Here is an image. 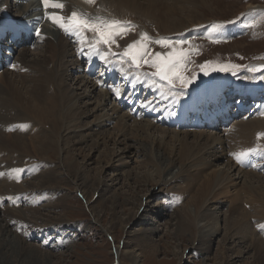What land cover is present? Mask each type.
I'll use <instances>...</instances> for the list:
<instances>
[{"label":"bare ground","instance_id":"6f19581e","mask_svg":"<svg viewBox=\"0 0 264 264\" xmlns=\"http://www.w3.org/2000/svg\"><path fill=\"white\" fill-rule=\"evenodd\" d=\"M63 1H65L64 11L53 9H49V11H61V14H65H63L64 16L70 15L72 11L86 12L89 15H101L121 20H127L129 15L138 12L143 14L145 18H155L154 21L157 25L160 23L159 29L164 28L172 33L177 32V34H183L189 28L205 26L208 20L205 17L195 15L187 22L174 23V21H171L178 3H197L200 0H143L144 2H141V0H95L93 4L87 3L86 0ZM98 6H100L99 9H97ZM44 13L45 9L41 0H0V36L5 34V30L12 28L11 21L19 19L36 20L37 27L42 30V37H39L35 51L31 52L32 48L24 49L15 60L14 71H17V74L14 71L6 69L0 76V80L3 83L2 85L0 84V172L6 173L5 176L0 177V197L4 198L0 200V207L2 208H0V264H38L40 261H49L50 264H54L51 263L53 258L51 252L41 251L39 246L27 245L26 239L29 232L33 234L30 239L43 235V237H48V241L50 239L51 241L53 239L58 240L57 243H53L52 245L48 244V241H43L45 245H50L51 247L66 246V244L69 246V241H73L74 236L72 233L67 232L68 227L64 226L66 222L61 219L51 222L47 221V223L42 222L56 226L40 227V225H33L37 219L35 221L30 219L26 216L25 211L36 214L42 208H37L36 203H33L31 207L25 210L20 207H11V204H7L5 201L7 199L5 196L19 197L26 195L29 199L32 196L34 197V195L27 190H38L40 192V189L44 188L60 192V188L58 190L55 189L59 176V173L56 171L58 168L50 165L52 164L50 163L51 161L48 162L46 159L54 161L61 159L59 169H64L67 172V175L75 181L76 188L81 191L84 190L82 192L88 201L92 199V197L89 198L88 186L95 187L94 193L98 190L99 200H101L102 195L106 193L104 187H108L109 183L102 180L101 177L95 178L91 183V178L81 173L77 163L74 161L75 159L71 155L77 149H80L85 142H88L89 136L96 138L93 141L91 149L94 152H98L101 147L108 146L110 142L117 139L115 137L119 136V134L124 138H127L129 135L134 137L135 141L140 145V148L136 149L137 152L139 154L142 153V155L148 158L149 161L147 163H151L152 166L157 167L156 171L159 178L166 180V177L171 176V180H168V178L167 181H174L177 184L181 183L180 189H175L178 193L174 194H179V201H182L183 204L172 217L170 216V219L174 221L170 220L171 225L177 227L176 232H174L177 239H179V236H187L186 233L188 231L194 232L193 228L195 226L197 229L196 233L199 234L197 244L191 241L196 245L194 246L195 250L199 249L205 251V253H209L210 238L216 235L218 231L216 229L218 219L214 217V213L210 212L212 205H206L213 203L216 197L232 196L231 206L228 209V218L231 219V221H228L229 226L235 229L237 234L241 236L239 240L245 241L249 237H252V235L255 237V240L251 239L250 248L257 255L259 264H264V230H262L264 228V181L262 180L264 173H260V171L264 172L262 170L264 169V159L259 162L256 160L261 164L257 163L256 167H252L256 172L246 169L245 164H237L231 155L233 152H239L248 148L259 147L260 149H264V137L259 140L257 139L258 133H264V115H262L264 111L260 112L258 118L242 123L238 121L233 124L229 129L231 135L227 139L223 137L222 133H218V136H216L207 130L190 129L181 132L176 129H169L168 125H166V128H163L147 119V123L137 122L140 120L134 118V116L132 117L128 111L125 112L117 103L112 104L111 114L104 112V115L101 116L94 115V122L96 123L95 127H91L89 126L90 122L86 124L87 120H85V117H88L90 114L89 110L86 107L79 106L80 101L86 97H92V93L99 88L100 97L96 100L98 110H105L107 108L106 104L109 100L113 101V99L110 97L106 87H97V84L101 85L99 83L100 80L91 82L82 76L73 77L76 90L80 89L81 85H84L83 94H75L76 90L69 87L70 83L68 79L71 76L69 72L75 68L77 74L79 69L77 66H72L73 62L68 57L72 53L71 56H75L76 62H78L77 58H82V55L78 54L79 45L75 44V40L74 44H72L74 37L65 34L61 29L44 18ZM8 15L11 16L10 19H3V16ZM223 23L226 25L225 28H227L223 30V34H227L231 29L228 27L231 25L228 22H219V24ZM232 29H234V34L235 28ZM200 30L206 31V27L200 28ZM87 35L91 39L93 34L88 33ZM198 35L199 33L188 34L186 37ZM135 38H137L136 35L133 36V39ZM27 39L30 40L32 38L27 36ZM27 39L22 36V39L20 38L19 41L20 43H25ZM125 39L123 38L119 43L125 41ZM5 43L8 42L5 41ZM10 43V46L16 49L12 45L13 43ZM32 55L35 56L32 58ZM89 60L90 65L97 67L99 71L105 74L108 73L104 71L105 65L101 61L95 58H89ZM80 70L85 73V67H82ZM140 71L142 73L147 72L144 69H140ZM8 73H12V76L16 74V77H10ZM231 80L232 77L230 75L222 74L214 78V80L196 86L193 92L197 91L198 94H201L204 90H210L213 85L225 84ZM236 86L248 94L258 93L263 90V88L253 87V84L248 85L247 82L237 84ZM86 89H89L88 93ZM151 90L155 92V90ZM155 97H157V93ZM100 106L103 107L100 108ZM115 114H118V117H114ZM113 119L116 120V128H118V132L114 137L115 139L98 136L101 135L98 128L103 125L102 123ZM19 124L29 125L28 131L16 128ZM9 127L15 130L7 133ZM236 128L237 131L233 133V130H236ZM92 129L98 130L94 131ZM156 132H159L162 137L154 136ZM190 138H193L194 141L190 142ZM73 144H76L75 148H71ZM78 144L79 146H77ZM173 144L176 145L175 152H173ZM216 146L221 149L219 156H217L219 149H214ZM136 150L132 151L131 149V152L135 154ZM212 150H214L213 155ZM61 153L64 156H61ZM31 156L38 157L42 161L40 167L32 170L34 173L33 178H36L41 167L44 166V170H48L47 174L43 175L44 173H40L38 175L39 178L43 177L39 180L40 186H35L34 182L30 180L20 182L22 173L7 174L10 169H25L29 162L25 159L31 158ZM109 156L110 160L114 161L117 152L114 151ZM222 157L227 161L226 168L228 170L214 169L216 161H219ZM254 157L255 159L261 158L260 156H253L251 158ZM176 170L178 172L173 174ZM208 170L210 171L207 172ZM232 172H236L235 174H238V176L231 174ZM17 175L20 177L19 180L15 178ZM139 178L138 182H143L145 185H156L158 183L157 180L154 182L153 178L146 173H143L142 176L140 175ZM176 183L174 184L176 185ZM255 183L258 184L256 185ZM54 184L56 185L54 186ZM239 185V190L232 192V189ZM148 190L150 192V189ZM216 190L219 191L218 195ZM46 192L52 193L49 190ZM187 197L189 199L186 201ZM40 198L36 196L34 202L40 201ZM238 201L246 202L245 205H249L251 210L243 209L240 204L235 203ZM110 204L112 206L115 204L114 198H107L103 202L105 206ZM50 206L51 204H48L45 208ZM135 213L134 217L138 215V211ZM141 214V217L148 218L153 212L150 213L149 210L144 209ZM251 219L257 220L258 225L256 224V228L250 227ZM127 220L125 225L130 223L132 216ZM72 229L80 230L76 226ZM87 229L89 227H84L83 231ZM147 230L150 229H146L143 233L144 235L137 239V242H140V244L145 239H151L150 235L152 234ZM151 230L153 232L156 231L154 228H151ZM256 236H259V238H256ZM179 248L180 243L179 246H172L171 249L174 256H178V260L180 258ZM134 258L137 259V257Z\"/></svg>","mask_w":264,"mask_h":264},{"label":"rangeland","instance_id":"374dc122","mask_svg":"<svg viewBox=\"0 0 264 264\" xmlns=\"http://www.w3.org/2000/svg\"><path fill=\"white\" fill-rule=\"evenodd\" d=\"M141 2L144 1L141 0ZM177 5L178 7H176V11L173 15V18L171 19V21H174V23L187 22L195 15H199V17H205L208 19V23L229 22L242 17V14L259 13L264 11V0H200L197 3L180 2ZM99 7L100 6H98L97 9H99ZM134 13L136 14H131L132 16L129 15L127 20L136 21L133 23L138 25L139 28H137L134 33L130 32L129 35L125 37L126 39L124 38L125 41L119 43V48L113 46L115 47V51H122L128 43L138 39L141 32H147L154 38L170 37L172 39H176L174 34H177V32L172 33L168 30H165L164 28L159 29L160 23L157 25V23L154 21L155 18L148 19L147 17L145 18L143 14L138 12ZM206 23L205 27L207 26ZM246 23H250L251 26H245ZM229 24L231 26L233 25V23ZM202 27L203 26L192 29L189 28L185 33H178L177 35L180 37L195 33H199L198 36H203L204 33L206 35V31L200 30ZM243 27L246 28L244 34L218 40L217 42H214L207 37L194 39L193 37H187L191 38V44L198 46L199 48L198 54L194 53L190 58L193 63L189 65V69H195L198 72L199 69L197 66L204 63L205 61H212L213 63H232L245 66V68L242 69H246V67L264 65V17L259 15L252 16L249 18V21H243ZM232 28L236 27H231L229 31L230 35L233 34ZM135 35L137 38L133 39V36ZM130 37L132 38L129 39ZM120 40L123 39H119V41ZM150 47L153 52H167L169 50L156 44H152ZM184 47L187 48L188 45H185ZM35 48L36 47L32 48L31 52H34ZM24 49L30 48H19L14 54L15 60ZM71 55L68 57V59L72 60L73 67H78L79 72L76 74L75 68L69 72L71 74L70 78L68 79V82L70 83L69 87L76 90V86L74 84L75 81L73 79L75 76H82L87 80L89 79L91 82H94L86 73L81 72L80 69L84 67L81 61H78L80 63L76 62L75 56ZM34 56L32 55V58ZM141 69H144L148 72L154 71V69L149 68L148 66H144ZM4 70H6V68L0 71V76L3 74ZM16 72L17 71H14V73ZM217 73L219 72L213 73L207 77L201 75L198 81L208 79ZM11 74L12 73H8V76L16 77L17 73L14 76ZM17 78L19 79V77ZM243 80L244 79L242 78L238 84L244 83ZM0 84H3L2 81ZM253 87L261 88L257 86V84H253ZM79 88L80 89H77L75 94H83L85 89L84 85H81ZM99 89L92 93V97H86L84 99L82 97L83 100H81V103H79V106L83 108L86 107L89 110L90 114L88 117H85V120H87L86 124L90 122L89 126L91 127H95L96 122H94V115L101 116L104 115V112H109L111 114L112 104H115V102L109 100L107 103L108 105L106 104L107 108L105 110H98L99 108L96 106V100L100 97ZM88 90L89 89H86L87 93ZM102 107L100 106V108ZM116 116L118 117V114H115L114 117ZM115 119L102 123L103 125L98 128L100 129L101 135L98 136L108 137V139L117 138L114 140L116 143L114 141L110 142L108 146L101 147L100 151L94 152L91 147L93 141L96 140V138H91V136H89L88 142H85L80 149H77L71 155L75 159L74 161L77 163L81 173L88 175L91 178V183L95 180V178L98 179L100 177L102 180L109 183L108 187H104V191L106 193L102 195V199L100 198L101 200H99L98 190L94 193L95 187L88 186L87 190L89 193V198L92 197V199L89 200L90 202L88 201L82 192L84 190L81 191L76 188L77 185L75 181H73L70 176L67 175V172L64 169H59L61 159L55 160L56 162L54 160L46 159L48 162L51 161L50 163L52 164L50 165L58 168L56 171L59 173V176L56 183L57 185L54 184V186L56 185V190L60 188V192H55L54 189L51 190L45 188L40 189V192L38 190H27L31 192L34 197L32 196L28 199L26 195H21L19 196L20 199L16 204L9 202L7 199L5 200L7 204H11V207H20L24 210L31 207L33 203H36L37 208H42L41 211L36 214L25 211L26 216H28L30 219L34 221L37 219L33 225H40V227L56 226L44 223H47V221L51 222L55 221L56 219H61L66 222L64 226H66V228L68 227L67 232H70L72 235H74L73 241H69V246L66 244L67 247L61 245L57 247H51L50 245H45V242L43 243V241L49 240L48 237H43L42 235L41 237H34L33 239H30L33 234L32 232H29L28 238H24L26 239L27 245L29 244L39 246L41 251L51 252L53 255L51 263L54 264H259L257 255L250 248V242L253 239L255 240V237L252 235V237L248 236L249 238L245 241L239 240L241 236L237 234L235 229L229 226L228 221H231V219L228 218V209H230L231 206L230 202L233 198L232 196L216 197V200L213 203H208L206 205H212L210 212L214 213V217L218 219L216 226L218 231L216 235L211 236L210 238L208 249L209 253H205V251L199 249L195 250L194 246L196 245L194 244H197V241L199 240V234L196 233L197 229L195 226L193 228L194 232L191 233L188 231L186 233L187 236H179V239H177V236L174 234V232L177 230V227L175 225H171L172 223L170 220L172 222L174 221L170 218L183 204L182 201L176 203L174 200L175 197L179 196V194H174L178 193V191L175 189H180L179 187H181V183L177 184L174 181H167L168 178V180H171V176L166 177V180L159 178L156 171L157 167L152 166L151 163H147L149 161L148 158H146L145 155H142V153L139 154V152H137V150L140 148V145L135 141L134 137L129 135L127 138H124L121 137L120 134L119 136L115 137L118 132ZM252 119H254V116L245 119L244 121H239V123ZM131 122H133V120H131ZM137 122L147 123L146 119H142ZM157 125L166 128L164 125ZM98 129L92 130L95 131ZM234 130L233 133L237 131V128L235 131ZM24 131L28 130L26 129ZM177 131L183 132L185 130ZM9 132L10 131L7 130V133ZM208 132L213 133L216 136H218V133L223 134V132H219V130ZM230 133L231 132L229 131H225L224 136H222L227 139V137L231 135ZM154 136L162 137L159 132H156ZM189 141L192 142L194 139L190 138ZM77 146H79V144ZM172 146L174 147L173 152H175L176 145L173 144ZM75 147L76 144L71 146V148ZM113 149L117 152V156L115 157L114 161H111L109 155L114 152L112 151ZM131 149L132 151L137 149L135 154L134 152H131ZM214 149L217 150L219 148L216 146ZM220 151L221 149H219L217 156L220 155ZM213 153L214 150H212V155ZM47 154L50 155L51 153ZM61 156H64V154L61 153ZM25 160L29 162L27 163L28 165H26L24 172L21 174L22 178L20 182L30 180L34 182L35 186H40L41 183L39 180L43 177L39 178L38 175L40 173H44L43 175H45L47 174L46 172H48V170H44V166L41 167L36 178H33L34 173L32 170L34 168L40 167L42 165V161H40L38 157L33 156H31V158H26ZM226 165L227 161L224 157H222L219 161H216L213 168L228 170ZM249 169L256 171L254 168ZM209 171L210 170L207 172ZM176 172H178V170H176L173 174H176ZM143 173L149 174L153 178L154 182L157 180L158 183L156 185H145L143 182H138L140 175L142 176ZM235 173L236 172H232L231 174L238 176V174ZM262 180L264 181V178H262ZM174 183H176V185ZM255 184L257 185L258 183ZM239 187L240 185L233 188L232 192L239 190ZM148 189H150V192ZM47 190L52 191V193H47ZM216 192L218 195L219 191L216 190ZM36 196L41 197L40 201L34 202ZM107 198H114L115 204L113 206L112 204L107 206L103 205V202ZM139 198L140 200H138ZM188 199L189 197L186 198V201ZM235 203L240 204L245 210H251L249 205H245L246 202L243 203L242 201H238ZM48 204H51L50 207L52 208H45V206ZM144 209L149 210L150 213L153 212V214H150L148 218L141 217V213ZM136 211H138V215L134 217L136 215ZM130 216H132V220L129 224L125 225L128 221L127 219ZM256 224L257 220L251 219L250 227L256 228L258 225ZM75 226L80 228V230H71V228H74ZM84 227H89V229L83 231ZM151 228L156 229V231L153 232ZM146 229H150L147 231L152 234L150 235L151 239H145L146 243H144V241L142 244H140V242H137V239L144 235L143 233L146 231ZM41 238H44V240ZM256 238H259V236H256ZM191 241H194V244ZM57 242L58 240L53 239L51 241L50 239L48 244L52 245L53 243ZM179 243L180 261L178 260V256H174V253L171 251L172 246H179ZM224 248L225 250L223 251ZM134 257H137V259ZM38 264L50 263L49 261H40Z\"/></svg>","mask_w":264,"mask_h":264},{"label":"snow or ice","instance_id":"6c2138e0","mask_svg":"<svg viewBox=\"0 0 264 264\" xmlns=\"http://www.w3.org/2000/svg\"><path fill=\"white\" fill-rule=\"evenodd\" d=\"M87 3L93 4L95 0H86ZM44 6V18L49 20L53 25L61 29L65 34L75 38V42L80 45L79 55L85 59L95 58L101 61L106 68L119 71L122 78L128 81L134 88L137 84L146 86L159 93V99L169 100L171 104H179L181 98L190 95V87L199 85L197 82L201 75L207 77L213 73H225L232 76L238 75V70L245 66L232 63H213L205 61L195 69H189V65L193 63L191 56L198 54L199 48L191 44L186 39H172L170 37H152L147 32H141L139 38L128 43L122 51L113 50V46L119 48V39H123L134 32L138 27L131 20H121L117 18H108L101 15H89L86 12L72 11L70 15L64 16L61 11L65 7L61 0H41ZM61 10V11H49ZM264 17V11L259 13L242 14L243 21H249L252 16ZM238 21H229L228 23H237ZM245 26H251L246 23ZM225 24L213 23L206 26L207 38L217 42L223 35ZM88 33L93 34L91 39L88 38ZM37 37H42V30H35ZM156 44L162 48L169 49L167 52H153L150 45ZM188 45L187 48L184 46ZM144 66L154 69L152 72H141L140 69ZM12 67H15L13 65ZM246 71L253 74L260 73L259 76H254L259 80H264V65L256 67H246ZM103 75V73H101ZM248 77H245L247 79ZM103 85V81H99ZM113 92L114 96L119 98L131 99L126 96L118 86L106 85ZM141 107L149 108L152 111L157 110L152 100H142L139 102ZM174 115V113H169ZM264 115V113H262ZM29 127L27 124H19L16 128L26 130ZM9 131L15 129L9 127ZM264 137V133H258L257 139ZM237 164H248L249 159L253 156H260L264 159V150L259 147L248 148L239 152L231 153ZM251 167H256V164H250ZM264 170V169H262ZM24 169H10L8 175L23 173ZM5 172H0V177L5 176ZM17 180L20 177H15ZM4 198L0 197V200ZM19 197H7V200L16 204ZM179 197H175L176 203H179ZM264 230V228H262Z\"/></svg>","mask_w":264,"mask_h":264}]
</instances>
